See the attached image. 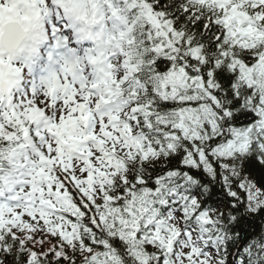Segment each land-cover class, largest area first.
Wrapping results in <instances>:
<instances>
[{
  "label": "trees",
  "instance_id": "trees-1",
  "mask_svg": "<svg viewBox=\"0 0 264 264\" xmlns=\"http://www.w3.org/2000/svg\"><path fill=\"white\" fill-rule=\"evenodd\" d=\"M183 0H154V5L157 8H162L171 18L174 20V27L181 29L182 33L186 35H190L192 39H194L196 44L201 45L202 49L206 50L207 59H217V53L213 50L215 49L217 44L221 43V38H216V29L212 27V25L207 21L203 16H199L197 14H191L189 12L182 13L180 7ZM264 43V40L263 42ZM203 55V53H202ZM136 54L132 53L130 55L131 59L134 60L136 58ZM164 64H156L154 69L164 68ZM213 68V63L208 62V67H204L203 73L208 71V74H212L214 80L219 86V96L221 102L219 105L215 106L214 109L226 110L231 112V117L229 122L231 126L241 127L245 125L250 120V115L253 116L254 111L251 107L247 106V110H241L240 104H242V98L239 99L231 90H230V76L226 73L225 67L222 65L217 69ZM186 106L185 104H183ZM175 104L166 105L163 104L162 107H167L169 110L176 109ZM191 108H196L197 104H189ZM222 106L224 108H222ZM202 129L208 133H211V127L207 122L203 123ZM218 129V128H216ZM180 164V157L173 156L168 158L165 162V166L162 168L161 164L154 165L152 171L147 175V182L148 184L154 180L155 177H159L163 175V171L165 170H173L175 167H179ZM140 167V166H139ZM140 170V168H139ZM242 173L248 175L260 188L264 191V163L259 164L253 159H245L242 163ZM132 180V179H131ZM134 181H132L133 183ZM209 193L211 194L212 198L216 197L217 191L216 184L209 183L207 187ZM225 197L222 198L225 201ZM239 211V207L235 208ZM238 217L237 223V231L241 234L242 241L244 239L249 238L253 234H255L260 226L264 225V210L258 215H249V214H235ZM15 256L12 254L11 256L0 255V264H14L15 263Z\"/></svg>",
  "mask_w": 264,
  "mask_h": 264
},
{
  "label": "rangeland",
  "instance_id": "rangeland-1",
  "mask_svg": "<svg viewBox=\"0 0 264 264\" xmlns=\"http://www.w3.org/2000/svg\"><path fill=\"white\" fill-rule=\"evenodd\" d=\"M48 15V14H47ZM46 15V16H47ZM100 24H101V22H100ZM231 85V84H230ZM108 170L110 169V168H107ZM75 175H77L78 176V172H75ZM83 184L81 183V186H82ZM84 190H86V187L85 188H83ZM59 192L60 191H55V193H56V195H54V199H55V201H54V203L52 204V205H50L49 207L51 208V209H56V210H60L62 207H63V205L66 203V198L63 196V198L60 196V194H59ZM54 215H56L55 213H53ZM57 229H59V230H61L62 232H65V231H67V229L64 227V225H62L61 223H57Z\"/></svg>",
  "mask_w": 264,
  "mask_h": 264
},
{
  "label": "bare ground",
  "instance_id": "bare-ground-1",
  "mask_svg": "<svg viewBox=\"0 0 264 264\" xmlns=\"http://www.w3.org/2000/svg\"><path fill=\"white\" fill-rule=\"evenodd\" d=\"M142 6H144V3H142ZM191 40V43H192V47L193 46H196L197 44L195 43L196 41L194 39H190ZM183 181V180H181ZM95 186V185H94Z\"/></svg>",
  "mask_w": 264,
  "mask_h": 264
}]
</instances>
